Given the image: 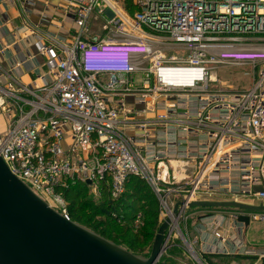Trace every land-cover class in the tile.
I'll use <instances>...</instances> for the list:
<instances>
[{
	"label": "built area",
	"instance_id": "1",
	"mask_svg": "<svg viewBox=\"0 0 264 264\" xmlns=\"http://www.w3.org/2000/svg\"><path fill=\"white\" fill-rule=\"evenodd\" d=\"M132 7L63 0L73 27L65 39L20 12L17 33L35 51L25 59L34 77L15 76L22 62L0 67V159L67 221L70 189L83 185L89 200L114 203L130 178L142 181L159 224L168 221L159 262L177 238L204 264L209 256L264 264V250L245 244L238 223L264 222V212L197 208L186 225L194 202L264 207V0H132ZM246 64L256 67L248 89L213 85L215 67ZM218 218L239 237H225ZM141 225L138 214L134 231Z\"/></svg>",
	"mask_w": 264,
	"mask_h": 264
},
{
	"label": "water",
	"instance_id": "2",
	"mask_svg": "<svg viewBox=\"0 0 264 264\" xmlns=\"http://www.w3.org/2000/svg\"><path fill=\"white\" fill-rule=\"evenodd\" d=\"M177 205L174 214H177ZM189 208L264 212L231 202H194ZM238 223L249 224L246 216ZM168 221L154 237L148 258H140L67 221L14 177L0 159V264H158Z\"/></svg>",
	"mask_w": 264,
	"mask_h": 264
},
{
	"label": "trees",
	"instance_id": "3",
	"mask_svg": "<svg viewBox=\"0 0 264 264\" xmlns=\"http://www.w3.org/2000/svg\"><path fill=\"white\" fill-rule=\"evenodd\" d=\"M122 1L130 11L133 9L132 0ZM64 198L70 221L114 245L125 244L135 254L152 244L160 226L157 202L146 185L136 178L128 180L124 195L114 203L107 197L97 203L92 202L83 185L65 192ZM138 214L142 216V225L134 231L133 221ZM209 259L210 257L205 259L207 264H211ZM165 263L173 262L169 258H163L160 264Z\"/></svg>",
	"mask_w": 264,
	"mask_h": 264
},
{
	"label": "crops",
	"instance_id": "4",
	"mask_svg": "<svg viewBox=\"0 0 264 264\" xmlns=\"http://www.w3.org/2000/svg\"><path fill=\"white\" fill-rule=\"evenodd\" d=\"M29 1L33 6H26ZM63 0H0V67L1 72L7 71L17 63H21L14 73L15 76L21 77L24 83H28L33 78L32 65L25 61L28 55H34L35 51L28 48L23 35L17 33V29L22 25L20 12L24 11L27 20L32 25L40 26L42 29L55 34L60 39L68 38L72 26L67 23L63 17L62 10ZM36 61H40L35 58ZM4 127L3 119H0V130ZM217 224L220 226L221 233L228 237L230 234L239 237V229L234 228L222 229L223 220L218 218ZM250 225H247L248 228ZM212 241V239H209ZM211 264H232L239 262V258H225L209 256ZM228 259H230L228 261ZM236 260V261H233ZM239 262V263H238ZM251 262V261H250Z\"/></svg>",
	"mask_w": 264,
	"mask_h": 264
},
{
	"label": "rangeland",
	"instance_id": "5",
	"mask_svg": "<svg viewBox=\"0 0 264 264\" xmlns=\"http://www.w3.org/2000/svg\"><path fill=\"white\" fill-rule=\"evenodd\" d=\"M99 33L100 32H99L98 24L97 26L96 24L94 26H91L89 35L95 37V36H99ZM255 68L256 67H253L250 64H246L242 66H232V65L217 66L212 70V80L214 81L213 85L218 87V89H221L227 92L241 91V90L248 89L252 83L253 75H254V72L256 71ZM0 119H3L1 114H0ZM94 203H97V202H94ZM197 211H199L197 210V208H191L188 211V214H191ZM198 214L199 213L191 214L190 219L186 223V225L191 227V224L195 222ZM242 233H243L242 239L244 240L245 244H249L250 247L256 250H264V222L251 224L248 228H245ZM172 242L174 243V247L167 250V254L163 256L162 259L169 258V260L173 262L172 264H204L203 260H201V263H198L194 259H192L187 254V252L179 248L178 246H180L181 241H179L177 238L173 239ZM152 244H150L148 247L146 246L142 248L139 253L136 252L137 254H135V252L133 251L131 252V250H128L125 244H122L119 247L125 249L126 251L132 253L133 255H136L140 258L145 259V258H148L150 255ZM233 259H236V258H233ZM161 260L159 264L161 263ZM240 260H242L241 264H253L252 262L248 260L243 261L242 258H239V262ZM233 261H236V260H233Z\"/></svg>",
	"mask_w": 264,
	"mask_h": 264
},
{
	"label": "bare ground",
	"instance_id": "6",
	"mask_svg": "<svg viewBox=\"0 0 264 264\" xmlns=\"http://www.w3.org/2000/svg\"><path fill=\"white\" fill-rule=\"evenodd\" d=\"M196 260V262H198V263H201V261L200 260H197V259H195Z\"/></svg>",
	"mask_w": 264,
	"mask_h": 264
}]
</instances>
